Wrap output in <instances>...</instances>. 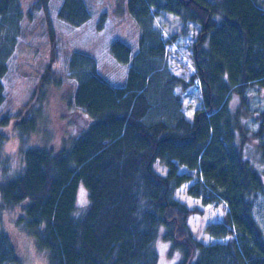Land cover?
<instances>
[{"label": "trees", "instance_id": "trees-1", "mask_svg": "<svg viewBox=\"0 0 264 264\" xmlns=\"http://www.w3.org/2000/svg\"><path fill=\"white\" fill-rule=\"evenodd\" d=\"M30 1L0 0V111L5 107L0 130L12 125L23 143L22 169L0 181V213L21 208L17 225L48 264H157L154 243L161 225L164 240L182 253L177 264H264V227L255 218L264 197V170L251 158L254 151L264 163V0H117L116 18L124 24L119 15L125 14L139 35L133 49L123 38L109 45L115 61L127 66L118 86L88 55L74 54L68 75H57L61 40L49 0ZM162 12L177 16L182 31L188 23L200 26L193 46L196 72L188 82L160 72L155 57L162 58L163 44L149 29ZM57 17L80 27L90 12L85 0H61ZM33 23L47 38L41 82L56 90L70 128L58 149L27 145L41 117L42 90L27 102L18 99L16 111L4 94L13 70L9 53ZM194 80L201 106L192 119L177 107L162 119L167 87L180 84L184 90ZM64 87L68 91L61 97ZM252 88L262 91V99L246 95ZM155 108L161 118L147 119ZM4 139L0 132V156ZM155 160L165 174L155 171ZM186 183L191 197L226 209L223 221L205 227L214 242H201L190 231L188 218L200 210L175 198ZM80 184L88 202L79 213ZM0 264H20L2 228Z\"/></svg>", "mask_w": 264, "mask_h": 264}, {"label": "rangeland", "instance_id": "rangeland-1", "mask_svg": "<svg viewBox=\"0 0 264 264\" xmlns=\"http://www.w3.org/2000/svg\"><path fill=\"white\" fill-rule=\"evenodd\" d=\"M31 2H34V0L29 3L31 4ZM48 2V12L53 29L56 32V37L61 40L59 44V63L53 68L55 73L64 78L69 73L68 68L70 66H68V62L74 57L76 58L74 54L78 57L88 55L93 58L97 69L111 85L118 86L122 84L126 76L127 66L115 61L110 54L109 45L112 40L123 38L133 49L139 35L136 31V26L125 14L119 15L124 24H121V21L116 18L115 11L117 7L115 4L117 0H85L89 8L90 19L80 27H71L58 19L57 11L61 0H49ZM24 9V14H27L25 6ZM181 28V21L177 16L162 12L159 16L153 18L149 31L152 35L154 32L163 44L162 58L155 55L157 62L160 63L162 76L167 78V76L174 75L182 79L183 82H188L190 77L196 72L193 61V46L200 26L188 23L186 32L182 31ZM22 31V36L19 38L17 46L14 45L9 53V55H13L10 59V65L13 70L4 84L6 103L11 110L14 109L16 111L19 107L18 99H23L20 102L25 101L27 98L29 100L37 97L42 90L44 97L43 99L41 98V117L38 119L35 131L27 135V145L50 146L53 149H58L62 140L67 138V132L70 133V128L65 127L67 126L64 120L66 115L62 107L63 103H57L58 95L56 90L49 84L47 86L45 82H41L43 74L42 71L40 72V67L42 69L47 61L48 52L44 48L47 46V38H43L42 32H38L34 23L27 29L30 35L27 31L23 29ZM172 36H175L174 39L167 43L166 41L171 39ZM10 46L7 45V47ZM42 52L45 54L43 60L41 57ZM67 91L68 89L64 87L61 90V97H64ZM166 91L169 94L166 95L167 98L160 108L163 110L164 118L162 119H169L168 109L177 107L187 119L191 120L194 111L201 106L198 81L194 80L184 90L180 84H171ZM256 93V88H252L246 92V95H250L254 101L262 99L258 97V95L262 96V91ZM176 96H178V99H176ZM236 105V98H232L230 101L231 108L236 107ZM4 110L5 107L1 109L0 114ZM159 113H161L160 110L158 111L155 108L154 111L152 110L148 114L147 119H159L161 118ZM0 132L5 135V141L1 148L2 156H0L1 181L16 175L22 169L21 149L23 148V143L12 125L1 129ZM251 145L253 144L251 143ZM251 153L253 155L251 157L252 161L257 164L255 165L256 169L261 173L264 170V163H258L257 154L254 151H251ZM154 169L160 174L166 173V168L160 160H155ZM186 170L185 167L179 166L180 172ZM188 185L189 183H186L177 189L175 198L189 208L200 210V212H196L188 218L187 223L190 231L194 238L201 242H214L215 239L206 233L205 227L208 223L223 221L226 209L222 204L217 206L203 204L200 199L191 197L186 191ZM87 202V190L80 184L76 195L77 212L83 211L87 206ZM263 213L264 197H261L255 207V218L262 228L264 227ZM21 214L19 206L12 209L5 208L0 213V228L9 236L17 260L20 264H48L46 256L36 251L34 239L17 225ZM164 231L165 227L161 225L154 243V250L157 253V264H177L182 258V253L179 249L172 248L171 243L164 240Z\"/></svg>", "mask_w": 264, "mask_h": 264}]
</instances>
